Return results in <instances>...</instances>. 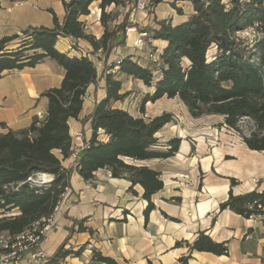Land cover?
Returning a JSON list of instances; mask_svg holds the SVG:
<instances>
[{
  "label": "trees",
  "instance_id": "16d2710c",
  "mask_svg": "<svg viewBox=\"0 0 264 264\" xmlns=\"http://www.w3.org/2000/svg\"><path fill=\"white\" fill-rule=\"evenodd\" d=\"M94 1L99 2L100 23L104 27L99 39L87 34L79 20L89 14ZM164 1L179 14L181 10L176 2H190L193 13L175 26L169 20L154 19V26L139 27L130 23L127 15L115 24L116 14L106 12L111 5L124 7L132 0H62L65 17L61 24L49 9L52 28L28 27L19 34L0 39V77L6 72L32 68L45 59L55 61L64 70L60 85L42 95L47 100L43 119L34 117L28 128L0 135V233L17 236L34 225L42 228L70 187L74 169L64 168L55 152L63 159L70 156L69 121L78 118L86 88L96 82L97 71L87 55L77 58L59 52L55 48L59 37L83 40L106 58L114 48L126 46L130 28L145 34V42L151 39L166 42L157 63L141 66L125 57L104 70L105 97L83 119L91 122V137L75 167L85 181L92 180L97 170L107 169L114 178L128 179L130 189L140 185L147 201L146 218L154 208L152 195L162 188L159 173L126 164L123 159H167L177 153L179 141H170L169 151L154 150L153 135L165 120L155 119L147 124L141 117L116 108L128 96V92H122L117 74L153 88L141 102L142 112L147 102L154 103L165 97L178 98L192 108V113L202 108L220 112L227 116L226 121L232 128L235 126L232 118L240 114L254 119L264 116V0H152L150 11ZM249 28L257 36L245 42L238 34ZM13 40L19 41L18 46L7 50L6 46ZM260 131L261 134L245 139L248 149L264 151V126ZM40 174L46 175L49 181L36 182ZM236 184L235 179H230V187ZM224 209L246 219L264 221V190L254 189L241 195H233L230 190L227 200L220 205V210ZM84 222L85 219L73 220L78 232L86 230ZM73 232L71 227L65 240L49 257L50 264L70 254H80L83 247L76 252L65 249ZM181 245L188 248V254L179 259V264H188L194 251L215 255L228 252L226 243L212 241L203 231L191 243L180 241L175 247ZM93 256L98 262L115 264L99 253Z\"/></svg>",
  "mask_w": 264,
  "mask_h": 264
},
{
  "label": "crops",
  "instance_id": "0c3cea01",
  "mask_svg": "<svg viewBox=\"0 0 264 264\" xmlns=\"http://www.w3.org/2000/svg\"><path fill=\"white\" fill-rule=\"evenodd\" d=\"M175 5L181 10L180 14L169 8L168 1L155 6L149 15L133 11L131 5H111L106 12L116 14L115 24L127 15L128 21L139 27L154 23V19L169 20L175 26L193 13L190 2L179 1ZM163 6L168 7L170 12L158 16L157 11ZM49 9L61 24L65 17L62 0H0V39L19 34L28 27L52 28ZM100 14L99 2L94 1L89 7V14L79 19L86 33L96 39L104 32ZM132 32L136 29H128L126 46L114 48L107 58L101 51L94 52L83 40L59 37L56 41L55 48L69 57L87 55L96 68L97 80L86 88L78 118L69 121L70 156L63 159L58 151L55 152L64 168L74 170L70 176V187L53 214V222L48 224L40 248L47 256H52L73 227L74 232L65 249L72 252L81 247L83 249L79 255L70 254L64 258L71 264H104L95 260L94 253L113 260L115 264H179V259L188 254V248L185 245L175 247L176 242L191 243L198 232L203 231L212 241L226 243L228 252L226 255H215L194 251L188 264H264V221L260 218L246 219L229 209L220 210L230 190L233 195L254 189L264 190L263 152H254L242 145L230 149L228 152L232 160L239 162V174L224 169L221 149L209 153L199 147V143L186 141L171 158L145 161L124 158L126 164L147 167L159 173L162 188L152 195L154 208L147 218L144 215L147 201L143 198L140 185L130 189L128 179L114 178L107 169L94 172L90 181L83 180L76 172L72 155L89 143L91 122H83V119L89 117L96 103L105 97L104 70L125 57H130L141 66H148L150 55L158 56L166 47L165 41L151 39L134 48L128 43ZM137 35L139 37V33ZM18 42H9L6 49L16 48ZM63 75L64 70L49 59L32 68L4 73L0 77V135L9 130L28 128L38 114L43 119L47 100L42 95L58 87ZM155 75L158 73L155 72ZM116 77L122 82V92L127 90H123L127 81L142 85L149 93L153 92L152 87L138 80L118 74ZM118 104L116 108L126 110ZM77 133L81 136L77 137ZM252 156L254 160H251ZM230 174L237 177V184L233 187H230L229 176H226ZM256 180L260 182L256 183ZM80 219H85L83 227L86 230L83 232H78V226L73 225V220Z\"/></svg>",
  "mask_w": 264,
  "mask_h": 264
},
{
  "label": "rangeland",
  "instance_id": "374dc122",
  "mask_svg": "<svg viewBox=\"0 0 264 264\" xmlns=\"http://www.w3.org/2000/svg\"><path fill=\"white\" fill-rule=\"evenodd\" d=\"M169 8L171 9L172 7L169 6ZM169 8L166 6L160 8L157 11L158 16H163L166 12H170ZM150 12L151 11H149L146 15H149ZM175 13L178 12L175 10ZM152 26H154V23L146 24L141 27ZM137 33V31L132 32V34H130V41H128V43L134 48L140 47L135 46V41L138 38ZM238 36L245 42L253 40L254 38L253 32L249 30L240 32ZM144 39L145 38L142 37L143 42ZM123 90H125L124 92H128V96L123 102L118 104V106L126 108V110L135 117H141L147 124L151 123L155 119L165 120L162 126L153 135L156 139V144L153 147L154 150L169 151L168 144L172 140L179 141L178 150L183 141L195 144L199 143V147H202V149L204 148L205 152L209 153L216 152L221 149V158L223 159L222 166L226 171H231L236 174H239L237 169L239 162L232 160L230 152L228 151L232 148H236L238 145H242V147L247 148L244 142L245 139L254 134H261L260 129L264 126V116L254 119L245 116L244 114H240L237 118H232L235 125L232 128V126H230L226 121V115L216 111H207L205 108L197 109L192 113V108H189L187 104L180 101L178 98L167 99L163 97L154 103L147 102L144 105L142 112L141 102L149 93V90L133 81H127ZM259 125L260 128L258 127ZM179 135L182 136L179 137ZM251 151L264 153V151ZM175 155L176 154H174V156ZM253 158L254 157L252 156L251 160L255 159ZM226 176H229L230 179L237 178L233 177L231 174Z\"/></svg>",
  "mask_w": 264,
  "mask_h": 264
},
{
  "label": "built area",
  "instance_id": "2783aa9c",
  "mask_svg": "<svg viewBox=\"0 0 264 264\" xmlns=\"http://www.w3.org/2000/svg\"><path fill=\"white\" fill-rule=\"evenodd\" d=\"M131 8L135 12L147 14L152 9V0H132ZM252 31L254 38L257 36V32L253 28L246 29L244 31ZM243 31V32H244ZM239 35V34H238ZM145 34H139V37L135 41V46H142V37ZM253 38V39H254ZM247 41V42H251ZM150 62L157 63L158 56L156 54L150 55ZM37 118L41 120V116L38 114ZM77 137L81 134L77 133ZM88 147V144L80 147V150L75 152L73 156L74 166L80 159L81 153ZM48 178L44 174L37 176L38 183L48 182ZM260 180H256L259 183ZM59 205V204H58ZM53 222V215L47 220L46 225L39 228L38 225L32 226V228L25 230L23 233L17 236H10L6 233H0V264H50L49 256L40 248L41 241L45 232L49 228V223ZM56 264H71L68 259H63Z\"/></svg>",
  "mask_w": 264,
  "mask_h": 264
}]
</instances>
